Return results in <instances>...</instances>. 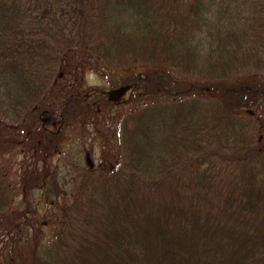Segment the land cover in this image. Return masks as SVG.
I'll return each instance as SVG.
<instances>
[{"label":"trees","instance_id":"obj_1","mask_svg":"<svg viewBox=\"0 0 264 264\" xmlns=\"http://www.w3.org/2000/svg\"><path fill=\"white\" fill-rule=\"evenodd\" d=\"M136 87L94 166L103 110ZM0 129L42 152L15 181L0 160L13 264H264V0H0ZM40 176L47 208L63 202L48 237L27 197L15 207Z\"/></svg>","mask_w":264,"mask_h":264},{"label":"rangeland","instance_id":"obj_2","mask_svg":"<svg viewBox=\"0 0 264 264\" xmlns=\"http://www.w3.org/2000/svg\"><path fill=\"white\" fill-rule=\"evenodd\" d=\"M148 72V71H147ZM146 70L144 71H136L134 73V76L140 74L146 77ZM136 78V77H135ZM147 79L149 78L146 77ZM180 80H182L183 77H178ZM145 79V78H144ZM184 79V84H187V87L190 88L191 90L194 89V80H190L188 78H183ZM143 80V79H141ZM161 82L166 83L167 81L161 77L160 79ZM83 82L85 86L89 89H102L104 90V93H109L112 92L111 88L106 84V82L103 80V78L96 73H93L89 67L86 69L84 67V74H83ZM231 83V81H230ZM128 86V85H127ZM222 87L219 88V92H224V91H229L230 90V84H223L221 85ZM125 85H117L116 88L120 89H127L129 87H126ZM117 89V90H118ZM140 97V94L138 92L137 87L136 88H131L130 93L126 96V101L119 104L117 107V110L114 111V108L112 106L111 108V113H107L106 109L103 110V113L106 114V120L103 121V126L101 129H104L106 131H102L99 135H96L94 137V142H90L87 145V148L89 149L91 153V161L93 162L94 166L97 165L99 162V156H100V148L102 145V141H112L115 147V135L116 133L114 132V128H117L119 124V120H121L122 116L130 109L137 107L142 103V99L138 98V101H136V98ZM237 97L235 96V101ZM232 101V100H231ZM53 103L56 105L57 100L54 99ZM58 114V113H57ZM56 116V114H54ZM111 115V116H110ZM35 118H37V115H31L30 118L28 119V123L26 124V128L28 129L29 127H32L35 123ZM100 129V130H101ZM79 131L78 125L74 121H70V124L68 125H63V128L61 130L62 132V138L63 140H69L74 141L78 135H75ZM105 137V138H104ZM31 139V138H30ZM30 139H25L23 142H25V147H21L20 145H17V136L10 134L9 132L0 129V160L3 162L7 163V166H10L11 169V177L12 180H16V176L21 170V173L25 171V169L28 167H31V164L35 161L30 154L34 157L37 158V161L39 163L41 162L42 155L39 153H36L31 146V142L33 140ZM45 146L48 149H51L55 154H56V149L58 146H56L55 142L53 140L50 141H44ZM92 143V150H90L89 145ZM71 146V145H70ZM70 146H64V150H69ZM30 148V149H28ZM28 150V151H27ZM27 151V152H26ZM42 153V152H41ZM36 154V155H35ZM53 155V154H52ZM53 158V157H51ZM30 161V162H29ZM22 166L24 169L22 170ZM21 167V168H20ZM40 167V164H39ZM41 171V168H39ZM43 175V173H41ZM41 179L42 177L40 176L39 178H31L32 181H30L27 185L26 194L22 192V190H17L16 194V200H15V207L19 210V208H24L21 205V202L27 199L32 203L33 206V211L36 214L37 213V218L35 220H42L43 224V229H42V236L48 237L49 236V226L51 224V220H61L62 219V214L64 211H61L60 208L62 206V201L60 199H57L56 202H59V205H56L54 207H48L45 203L42 202L41 196H40V185H41ZM61 201V202H60ZM68 203H65L64 205L67 206ZM17 205V206H16ZM59 206L58 210L57 207ZM64 206V207H65ZM50 208V209H49ZM15 208H13L14 210ZM16 213V211L14 212ZM19 218V217H18ZM0 220H6L3 218H0ZM47 223V226L45 225ZM4 223H2L3 226ZM2 235L0 234V241L2 239ZM25 245V243H22V240L14 238L12 241L11 246H6L5 248H0V264H13L15 261L18 259L17 255V250L21 249ZM1 246V243H0Z\"/></svg>","mask_w":264,"mask_h":264}]
</instances>
